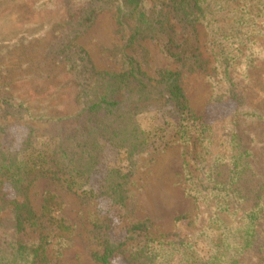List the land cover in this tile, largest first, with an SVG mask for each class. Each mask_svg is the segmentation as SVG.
<instances>
[{
    "label": "trees",
    "instance_id": "16d2710c",
    "mask_svg": "<svg viewBox=\"0 0 264 264\" xmlns=\"http://www.w3.org/2000/svg\"><path fill=\"white\" fill-rule=\"evenodd\" d=\"M63 7L58 26L74 29L57 50L74 72L76 110L37 115L0 83V118L18 117L29 128L21 149L10 152L1 145L6 126L0 123V264H76L64 261L76 226L54 192L33 205L39 182L123 209L125 237L114 242L111 226L97 220L88 264H114L120 256L129 264H264V143L249 130L264 125V106L248 101L251 73L264 68V0H63ZM105 12L122 41L108 51L117 71L98 69L77 44ZM150 43L170 63L153 75ZM192 75L204 77L209 103H237L222 141L190 105ZM153 107L170 121L145 130L139 117ZM176 145L183 158L179 184L193 209L164 233L151 218L136 216L137 161ZM108 146L130 168L109 169L98 192L87 191ZM182 224L189 237L178 233Z\"/></svg>",
    "mask_w": 264,
    "mask_h": 264
},
{
    "label": "rangeland",
    "instance_id": "374dc122",
    "mask_svg": "<svg viewBox=\"0 0 264 264\" xmlns=\"http://www.w3.org/2000/svg\"><path fill=\"white\" fill-rule=\"evenodd\" d=\"M63 8V0H0V83L7 95L26 102L37 115L72 113L77 108L71 63L62 62L64 58L57 50L66 35L74 29L72 25L64 28L58 26L66 14ZM116 29L112 13L105 12L77 40V44L89 54L100 70H119L108 54L115 45L122 44ZM148 46L152 53L150 74L170 66L158 46L154 43ZM251 75L248 101H255L256 106L262 102L263 107L264 96L261 97L260 93L264 91V68L253 70ZM186 84V93L196 115L207 125L214 126L216 137L222 141L225 135L224 121L235 112L237 103H209L208 85L204 77L199 75L189 77ZM139 121L143 129L149 130L170 119L164 111L153 107L142 114ZM0 123L6 126L1 145L7 151L18 152L29 133L27 121L9 115L5 119L0 118ZM38 124L40 130L45 128ZM249 130L260 143H264V125H251ZM137 162L139 172L135 189L142 188L138 195L140 211L136 214L137 218L149 217L162 232H174L176 218L193 209L192 201L185 196L184 188L179 184L183 166L180 146L158 151L153 157H139ZM113 167L128 169L130 165L124 154L108 146L87 191L97 193L108 170ZM247 185L248 188L253 186L251 182H247ZM46 191L60 197L64 203L65 216L76 226L77 236L64 261L76 264L90 262L92 247L89 246L88 237L97 220L111 226L110 235L114 242L125 237L124 211L110 200L96 196L85 202L77 195L62 192L51 183L39 182L31 193L35 207H40ZM4 192L9 199L14 198L9 185H5ZM178 233L183 237L190 236L186 224L179 226ZM113 263L129 264L122 256L115 258Z\"/></svg>",
    "mask_w": 264,
    "mask_h": 264
}]
</instances>
